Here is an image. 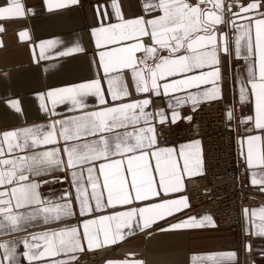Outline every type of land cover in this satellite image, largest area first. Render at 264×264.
I'll return each instance as SVG.
<instances>
[{
    "label": "snow or ice",
    "instance_id": "6c2138e0",
    "mask_svg": "<svg viewBox=\"0 0 264 264\" xmlns=\"http://www.w3.org/2000/svg\"><path fill=\"white\" fill-rule=\"evenodd\" d=\"M79 2L46 0V7ZM110 7L111 13L97 7L90 27L91 76L35 92L43 122L0 131V264H24L22 258L28 264H79L85 252L137 234L216 228L212 214L184 212L191 208L186 180L206 171L202 139L162 144L158 129L180 120L184 105L195 112L203 102L222 100L224 68L238 57L246 69L236 73L239 99L252 101L255 112L241 121L242 133L237 128L236 162L264 193V0H139L140 12L130 15L120 0H110ZM34 13L22 0L0 3V48L6 46L5 22ZM18 37L31 38L26 28ZM58 43L40 40L38 52L33 45L37 67ZM87 53L76 42L54 55ZM6 103L23 112L19 98ZM227 116L233 118L232 108ZM60 181L68 187L59 195L42 191ZM241 212L245 231L264 235V206ZM236 259L234 250L192 251L190 264ZM104 264L147 260L129 252Z\"/></svg>",
    "mask_w": 264,
    "mask_h": 264
},
{
    "label": "crops",
    "instance_id": "0c3cea01",
    "mask_svg": "<svg viewBox=\"0 0 264 264\" xmlns=\"http://www.w3.org/2000/svg\"><path fill=\"white\" fill-rule=\"evenodd\" d=\"M2 2L3 0H0V3ZM22 2L26 8H34L35 13L29 14L25 18L5 22L7 31L3 34V39L6 46L0 48V131L25 126V122L29 124L43 122L46 114L40 109L39 98L35 92L43 91L46 87L59 86L65 81L91 76L89 55L94 48V41L90 37V27L95 24L98 18L97 7L101 9V13L105 7H108L111 13L110 0H80L78 5L53 10L47 9L46 0H22ZM120 2L124 6L126 15L140 12L139 0H120ZM23 28L29 30L31 37L29 40L19 39L18 32ZM49 39H56L62 43H58L49 50L48 58H41L40 65L37 67L33 61L32 47L35 45L38 52L39 41ZM76 42L82 43L88 53L72 54L71 56L54 55L56 51H62L65 46ZM46 65H57V67L49 68V71L45 72ZM241 65H244L242 57L229 61L224 68L226 79L223 86L224 97L229 98L234 104V116L231 120L236 133L237 152V128L242 133L244 124L241 121L248 115H254L255 112V105L252 101H240L239 99L236 73L237 71L246 72V69L242 70L239 67ZM234 81L236 82L235 95L233 94ZM10 98L20 99L22 113L16 112L6 103ZM162 106L165 105L162 104ZM180 111L181 119L173 124L175 127H180L183 124V117L189 115L192 108L189 105H184ZM186 140L189 139L172 144L178 145ZM250 179V172H248L249 184L259 190V186L252 185ZM67 187L66 181L50 182L42 188V191L45 194L51 192L53 195H59ZM185 194L188 195L187 192ZM262 206H264V193L257 205L248 208L249 210L259 209ZM184 212L191 214L188 209H185ZM242 221L243 231L248 238L238 247L234 245L236 242L234 233L228 228L217 226L182 235L155 234L148 237L144 234H137L121 242L118 246L105 248L108 253L110 252L107 258H123L126 253L134 252L138 257L146 259L147 264H190L192 251L234 250L237 252V259L224 261L223 264H264V235L255 234V230L253 233L246 232V221L243 215ZM68 222L75 223L76 221ZM246 244L251 246L250 249L246 248ZM22 260L24 264H28L26 258H22Z\"/></svg>",
    "mask_w": 264,
    "mask_h": 264
},
{
    "label": "built area",
    "instance_id": "2783aa9c",
    "mask_svg": "<svg viewBox=\"0 0 264 264\" xmlns=\"http://www.w3.org/2000/svg\"><path fill=\"white\" fill-rule=\"evenodd\" d=\"M229 108H232V101L228 98L205 102L189 114L193 116V121L184 119L179 129L168 124L158 131L163 132L159 137L162 144L202 139L206 171L203 175L188 179L187 191L191 203L189 212L198 216L210 213L218 225L243 233L241 209L257 205L262 199V193L249 184L245 165L236 162L238 153L235 134L229 127ZM213 166L216 167L214 172ZM213 182L215 186L212 185ZM90 256L82 255L79 264L101 260L96 252H92Z\"/></svg>",
    "mask_w": 264,
    "mask_h": 264
},
{
    "label": "rangeland",
    "instance_id": "374dc122",
    "mask_svg": "<svg viewBox=\"0 0 264 264\" xmlns=\"http://www.w3.org/2000/svg\"><path fill=\"white\" fill-rule=\"evenodd\" d=\"M223 98H227V97H223ZM229 99V98H228ZM230 100V99H229ZM231 101V100H230ZM209 102H211V101H209ZM233 107H234V104H233V102H232V109H233ZM228 117V116H227ZM228 120H229V118H228ZM184 122V121H183ZM229 122H230V124H231V128H232V130H233V132H234V134H235V143H236V133H235V131H234V128H233V126H232V120H229ZM183 125V124H182ZM181 125V126H182ZM180 126V127H181ZM180 127H175L174 126V128L175 129H179ZM236 150H237V147H236ZM238 153V152H237ZM216 170V167L215 166H213L212 167V171L214 172ZM212 185H214L215 186V183L213 182L212 183ZM189 189V187H188V181H187V189H186V192H187V194H188V190ZM188 196H189V194H188ZM189 199H190V197H189ZM188 212H189V209H188ZM190 213V212H189ZM191 214H193V213H191ZM218 226H220V225H218ZM220 227H222V226H220ZM222 228H228V229H230L233 233H234V235H235V237H236V242H235V246L236 247H238L239 246V244L241 245L243 242H245L246 241V235H245V233H244V231H243V233H240V232H237L236 230H233V229H231V228H229V227H226V226H223ZM242 229H243V221H242ZM91 253L92 252H85L83 255H85V254H87L88 255V257L91 255ZM97 254H99V256H100V261L99 260H97V261H95V262H86L87 264H104V261H105V259H107V257H108V254L110 253H108V250L107 249H103V250H101V251H97L96 252ZM91 257V256H90ZM89 261H90V259H89Z\"/></svg>",
    "mask_w": 264,
    "mask_h": 264
}]
</instances>
